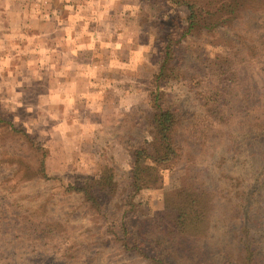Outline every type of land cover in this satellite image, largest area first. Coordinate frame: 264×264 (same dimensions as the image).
I'll return each mask as SVG.
<instances>
[{
  "label": "trees",
  "instance_id": "trees-1",
  "mask_svg": "<svg viewBox=\"0 0 264 264\" xmlns=\"http://www.w3.org/2000/svg\"><path fill=\"white\" fill-rule=\"evenodd\" d=\"M140 1L159 26L157 69L150 112L120 141L129 167L111 160L64 190L109 221L121 252L154 264H264V74L251 78L243 54L256 58L264 49V0ZM199 38L211 55L188 45ZM201 146L209 149L206 166L193 164ZM166 163L179 177L176 190L157 213L144 211L134 195L162 185Z\"/></svg>",
  "mask_w": 264,
  "mask_h": 264
},
{
  "label": "rangeland",
  "instance_id": "rangeland-1",
  "mask_svg": "<svg viewBox=\"0 0 264 264\" xmlns=\"http://www.w3.org/2000/svg\"><path fill=\"white\" fill-rule=\"evenodd\" d=\"M79 2L72 35L86 40L92 28L95 44L73 52L64 44L49 46L39 30L49 18L18 16L12 13L17 4L0 0V264H154L114 247L109 221L64 188L78 175L98 174L111 160L129 167L120 141L133 134L135 117L151 110L159 26L150 17L154 10L140 0ZM104 5L109 13L102 12ZM176 9L184 19L185 7ZM187 41L212 54L203 38ZM243 54L251 78L264 74L257 70L264 69V49L256 58ZM206 150L200 147L193 164L207 165ZM163 167L162 185L134 195L144 211L157 213L176 190L172 163Z\"/></svg>",
  "mask_w": 264,
  "mask_h": 264
},
{
  "label": "crops",
  "instance_id": "crops-1",
  "mask_svg": "<svg viewBox=\"0 0 264 264\" xmlns=\"http://www.w3.org/2000/svg\"><path fill=\"white\" fill-rule=\"evenodd\" d=\"M81 0H12V5L17 4L16 13L18 16H30V20L40 16V18H49L50 20L42 22L40 32H43L47 43L51 47L53 44H64L65 47H71V50L76 46L84 45L85 43L95 44L92 40V28L89 30L88 25H82V32L86 29L88 35L86 40H81L79 37H73L72 32L75 31L76 27L74 23L75 14L76 16L81 11L83 4L79 2ZM84 1V0H83ZM90 7V4H88ZM86 5V6H88ZM86 7V9H89ZM101 8H98V10ZM102 12L109 13V7L104 5ZM95 11V9H94ZM93 11V13H94ZM33 14V15H32ZM34 16V17H33ZM94 16V14L92 15ZM78 29V27H77ZM94 32V28H93ZM63 45V46H64ZM87 45V44H85ZM88 47V46H87ZM90 47V46H89ZM88 76L85 77V79Z\"/></svg>",
  "mask_w": 264,
  "mask_h": 264
}]
</instances>
